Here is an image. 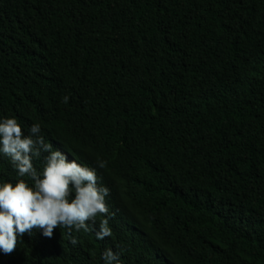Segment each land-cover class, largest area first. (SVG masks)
Returning <instances> with one entry per match:
<instances>
[{"label":"trees","instance_id":"1","mask_svg":"<svg viewBox=\"0 0 264 264\" xmlns=\"http://www.w3.org/2000/svg\"><path fill=\"white\" fill-rule=\"evenodd\" d=\"M12 117L95 168L115 215L111 237L103 215L33 230L0 264H264V0H0ZM20 179L0 154V184Z\"/></svg>","mask_w":264,"mask_h":264},{"label":"clouds","instance_id":"2","mask_svg":"<svg viewBox=\"0 0 264 264\" xmlns=\"http://www.w3.org/2000/svg\"><path fill=\"white\" fill-rule=\"evenodd\" d=\"M68 96L63 97L67 103ZM41 126L33 124L28 134L22 131L15 117L0 120V154L8 157L19 177L28 176L34 182L29 185L20 179L0 184V251L11 254L17 247L18 238L31 236L33 230H41L52 238L54 229L59 227L84 232L92 231L86 223L98 215L106 218L95 232L97 240L112 236L109 226L111 213L106 203L109 188L98 183L96 169L82 166L75 159L60 151L40 135ZM44 156L42 173L34 167L33 159ZM99 168H105L106 161H97ZM74 193V198L72 194ZM71 243L78 241L72 238ZM111 248L102 253L104 264H120V254Z\"/></svg>","mask_w":264,"mask_h":264}]
</instances>
